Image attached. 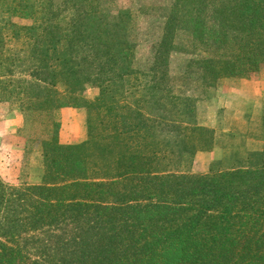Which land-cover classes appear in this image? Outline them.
<instances>
[{"label":"trees","instance_id":"trees-1","mask_svg":"<svg viewBox=\"0 0 264 264\" xmlns=\"http://www.w3.org/2000/svg\"><path fill=\"white\" fill-rule=\"evenodd\" d=\"M112 8L0 0V101L47 120L43 183L0 181V264H264V147L238 168L181 170L216 141L198 90L264 67V0H166L116 18ZM151 12L162 37L140 72L137 19ZM176 54L188 57L183 96ZM67 107L87 111L82 143L59 141Z\"/></svg>","mask_w":264,"mask_h":264},{"label":"rangeland","instance_id":"rangeland-1","mask_svg":"<svg viewBox=\"0 0 264 264\" xmlns=\"http://www.w3.org/2000/svg\"><path fill=\"white\" fill-rule=\"evenodd\" d=\"M165 2L166 0H111L112 17L116 18V12L120 9L138 11L142 7H160ZM136 28L134 67L140 72H148L155 60L154 46L162 37L161 19L153 12L141 15L137 19ZM15 44L13 42L10 45L24 49L23 55L26 56V48ZM187 60L188 57L180 54L171 58L169 71L170 76L175 78L172 87L176 96H183V91L187 88L182 86L179 78L180 68ZM262 83L264 67L257 73H241L235 78L226 79L216 88L198 90L199 122L215 131L216 141L212 151L200 152L191 163L182 166V173L207 175L238 168L247 162L251 153L263 149L264 87L259 85ZM248 85L252 86L251 92L246 89ZM235 90H241L240 96H235ZM85 95L92 99L96 92L88 90ZM188 95L196 97L192 92ZM44 118L38 114L25 113L19 102L0 101V181L5 186L20 188L43 183V125L47 121ZM58 120L61 123V144L82 143L88 139L86 109L63 108L58 112ZM174 254H169L172 260Z\"/></svg>","mask_w":264,"mask_h":264},{"label":"crops","instance_id":"crops-1","mask_svg":"<svg viewBox=\"0 0 264 264\" xmlns=\"http://www.w3.org/2000/svg\"><path fill=\"white\" fill-rule=\"evenodd\" d=\"M259 85H261V87L263 88L264 87V83H262V84H259ZM245 86H247V85H245ZM248 91H252V86L251 85H248V87L246 88ZM235 96H240V93H241V90H235ZM230 96V95H229ZM238 98V97H237ZM68 142H70V141H68ZM84 142V141H83ZM81 143V142H80ZM74 144H79V143H72V142H70V143H68V144H65V145H74Z\"/></svg>","mask_w":264,"mask_h":264}]
</instances>
